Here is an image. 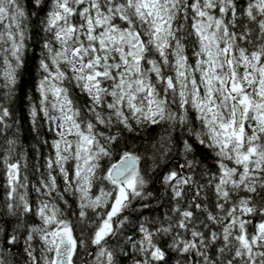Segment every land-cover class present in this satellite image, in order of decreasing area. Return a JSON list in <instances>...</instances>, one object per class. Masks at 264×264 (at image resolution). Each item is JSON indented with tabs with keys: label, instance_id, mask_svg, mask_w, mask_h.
<instances>
[{
	"label": "snow or ice",
	"instance_id": "snow-or-ice-1",
	"mask_svg": "<svg viewBox=\"0 0 264 264\" xmlns=\"http://www.w3.org/2000/svg\"><path fill=\"white\" fill-rule=\"evenodd\" d=\"M37 10L43 163L33 201L0 102V264H264V0H0V101ZM126 134L144 151L121 149ZM177 156L160 177L171 214L125 232Z\"/></svg>",
	"mask_w": 264,
	"mask_h": 264
},
{
	"label": "trees",
	"instance_id": "trees-1",
	"mask_svg": "<svg viewBox=\"0 0 264 264\" xmlns=\"http://www.w3.org/2000/svg\"><path fill=\"white\" fill-rule=\"evenodd\" d=\"M31 7L30 5L28 6ZM38 11V15L31 16L28 21L27 34L30 39L26 41V49L24 53V64L17 72V83L15 85L14 95L6 100H2L4 106L9 108L11 117L8 120L9 124H12L8 135L12 136L14 133L18 139L17 150L23 153L28 160V179L30 181L29 186L32 183H36L38 174L34 173L32 167L38 160L42 164L43 161L40 158V154L36 153L34 148L40 147L36 145V141L33 137V133L30 131L31 125L29 122L28 112L30 105L38 101V91L37 84L41 78L42 72L39 68V60L43 51V41L47 38L46 34L42 31V25L40 20L43 19V12ZM3 81L0 80V83ZM3 89H0V95L3 93ZM18 130V131H17ZM160 130L152 129L148 134V140L151 141L153 137L158 138ZM127 145L129 148H134L137 151L143 152L146 145L140 143L138 138H134L131 135L126 134L125 139L120 142L119 147L123 149ZM198 152L202 149L197 146ZM50 149L47 146H43L40 149L42 154H47ZM114 159H119L116 156ZM175 160L183 162L180 157H175ZM211 160H206L205 165H210ZM148 165H151V161H148ZM176 164L170 163L169 165L162 166L158 168L155 173H150L152 177L146 191L152 193V197L147 201L150 208L147 210L140 209L139 204L142 202H136V211L129 210L126 213L129 217L130 226L124 229L125 232L131 233L133 231V226L140 220L141 212L144 216H149L153 220H163L165 214H171V209L174 202L171 200L170 190H166L165 187L160 182V177L169 167H175ZM199 170V169H198ZM0 201H2V195L4 196L5 190L1 191ZM121 264H132V261L127 258L121 259ZM169 264H175V254H169Z\"/></svg>",
	"mask_w": 264,
	"mask_h": 264
},
{
	"label": "rangeland",
	"instance_id": "rangeland-1",
	"mask_svg": "<svg viewBox=\"0 0 264 264\" xmlns=\"http://www.w3.org/2000/svg\"><path fill=\"white\" fill-rule=\"evenodd\" d=\"M0 190L1 191H4L5 190V180H4V176H3V174L1 175V178H0ZM2 186V187H1ZM31 191V186H29V192ZM6 193V192H5ZM6 195V194H5ZM31 195H32V200L34 201L35 200V193L34 192H32L31 193ZM4 198V197H3Z\"/></svg>",
	"mask_w": 264,
	"mask_h": 264
},
{
	"label": "flooded vegetation",
	"instance_id": "flooded-vegetation-1",
	"mask_svg": "<svg viewBox=\"0 0 264 264\" xmlns=\"http://www.w3.org/2000/svg\"><path fill=\"white\" fill-rule=\"evenodd\" d=\"M174 163H175V164H176V163H179V161H178V160H175ZM2 174H3V170H2V168H0V178H1V175H2ZM0 181H1V180H0ZM1 187H2V186H1ZM1 190H2V189H1ZM1 190H0V196H1V193H2ZM31 193H32V191L29 192L30 199H32V195H31ZM5 194H6V193H4V196L2 195V198H1L2 200H3V197L6 196Z\"/></svg>",
	"mask_w": 264,
	"mask_h": 264
}]
</instances>
